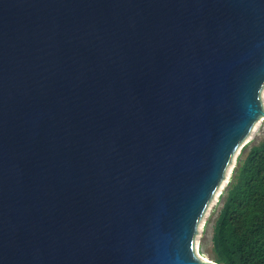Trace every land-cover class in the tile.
Wrapping results in <instances>:
<instances>
[{"label": "water", "instance_id": "water-1", "mask_svg": "<svg viewBox=\"0 0 264 264\" xmlns=\"http://www.w3.org/2000/svg\"><path fill=\"white\" fill-rule=\"evenodd\" d=\"M263 92L264 0H0V264H218Z\"/></svg>", "mask_w": 264, "mask_h": 264}, {"label": "trees", "instance_id": "trees-1", "mask_svg": "<svg viewBox=\"0 0 264 264\" xmlns=\"http://www.w3.org/2000/svg\"><path fill=\"white\" fill-rule=\"evenodd\" d=\"M213 225L218 264H264V139L246 145Z\"/></svg>", "mask_w": 264, "mask_h": 264}, {"label": "rangeland", "instance_id": "rangeland-1", "mask_svg": "<svg viewBox=\"0 0 264 264\" xmlns=\"http://www.w3.org/2000/svg\"><path fill=\"white\" fill-rule=\"evenodd\" d=\"M264 93V92H263ZM264 139V118L260 124V126L258 127V129L255 131V133L252 135V137L242 146V148L240 149L238 155H237V158H236V161L234 163V166H233V169L229 175V178L224 186V188L222 189L218 199L216 200L213 208H212V211L209 215V218L206 222V225L203 229V232L201 234V237H200V240H199V243H198V247H197V255L200 259H202L203 261H206V262H215L214 260V256H213V251H212V234H213V225H214V222L217 218V214H218V211L223 203V196H224V193L226 191V188L228 187L230 181L232 180V177H233V174H234V171L237 167V162H238V159L239 157L241 156L242 154V151H243V148L246 146V145H255L257 143H259L260 141H262Z\"/></svg>", "mask_w": 264, "mask_h": 264}]
</instances>
